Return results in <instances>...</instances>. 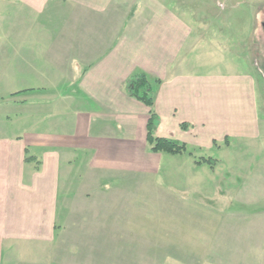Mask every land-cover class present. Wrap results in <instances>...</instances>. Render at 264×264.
Here are the masks:
<instances>
[{"label":"crops","instance_id":"crops-1","mask_svg":"<svg viewBox=\"0 0 264 264\" xmlns=\"http://www.w3.org/2000/svg\"><path fill=\"white\" fill-rule=\"evenodd\" d=\"M170 7L163 0H0V264H264L260 164L214 207L205 202L214 194L177 192L169 239L150 246L131 235L163 156L151 150L150 109L128 95L129 79L159 81L158 138L201 149L242 134L239 124L208 135L212 122L229 117L212 110L230 100L226 80L211 77L195 30ZM254 53L264 61L262 50ZM248 107L258 135L254 101ZM180 167L169 182L184 179ZM146 242L160 254L147 258Z\"/></svg>","mask_w":264,"mask_h":264},{"label":"rangeland","instance_id":"rangeland-1","mask_svg":"<svg viewBox=\"0 0 264 264\" xmlns=\"http://www.w3.org/2000/svg\"><path fill=\"white\" fill-rule=\"evenodd\" d=\"M163 2L170 5L175 14L185 18L188 25L195 30L192 37L196 40L192 41H201L197 49L203 51L208 58L211 77L226 80L224 94L230 100L222 99L213 103L212 110L219 109L229 117L224 118L226 124H223V119L218 120L219 123L212 122L208 135L216 137V129L233 128L239 124L242 134L237 131L231 138L228 136L225 140H212V146L208 148L199 149L188 144V152L179 156L161 153V176L154 184H147V213L134 215L130 224L132 237L137 236L143 241L152 242L150 246L169 239L170 233L165 226L172 223V206L168 205L170 199L175 201L177 192L179 195L189 193L191 197H194L193 192L205 191L207 195L214 194L209 201L195 200L197 203L205 201L214 207V203L221 199L223 191H235L236 178L260 169L257 167L259 164L264 166V61L261 57L256 59L254 55L255 50L264 52V0ZM198 51L194 53L196 62ZM240 79L253 82L246 87L244 82H239ZM250 101H254V114L260 127L258 135L251 134L254 119L248 107ZM174 141L178 142L177 139ZM179 165L183 171L179 176L184 179L178 177V182H169L168 177L171 178V174L174 175L175 170H179ZM153 188L157 194H148ZM201 207L197 206L193 213L201 215ZM147 242V247L141 249L147 258L155 257L157 254L154 252L157 251L150 248Z\"/></svg>","mask_w":264,"mask_h":264},{"label":"trees","instance_id":"trees-1","mask_svg":"<svg viewBox=\"0 0 264 264\" xmlns=\"http://www.w3.org/2000/svg\"><path fill=\"white\" fill-rule=\"evenodd\" d=\"M158 80H152L145 74L134 76L126 82V90L129 96L135 98L150 109V117L147 125L148 142L152 146V150L157 153H166L170 155H182L188 152L186 144L167 138H158L154 136V132L159 122V117L154 109L155 97L153 92V84ZM182 130H187L189 125L181 124Z\"/></svg>","mask_w":264,"mask_h":264},{"label":"water","instance_id":"water-1","mask_svg":"<svg viewBox=\"0 0 264 264\" xmlns=\"http://www.w3.org/2000/svg\"><path fill=\"white\" fill-rule=\"evenodd\" d=\"M263 29H264V24H263Z\"/></svg>","mask_w":264,"mask_h":264},{"label":"flooded vegetation","instance_id":"flooded-vegetation-1","mask_svg":"<svg viewBox=\"0 0 264 264\" xmlns=\"http://www.w3.org/2000/svg\"><path fill=\"white\" fill-rule=\"evenodd\" d=\"M263 24H264V22H263ZM263 24H262V25H263Z\"/></svg>","mask_w":264,"mask_h":264}]
</instances>
